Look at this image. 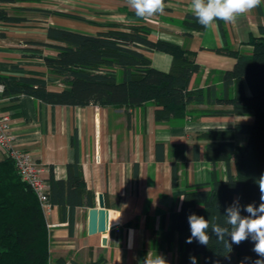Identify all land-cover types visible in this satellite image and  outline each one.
Wrapping results in <instances>:
<instances>
[{"label": "crops", "instance_id": "obj_1", "mask_svg": "<svg viewBox=\"0 0 264 264\" xmlns=\"http://www.w3.org/2000/svg\"><path fill=\"white\" fill-rule=\"evenodd\" d=\"M164 15L151 20L136 16L127 0H20L2 5L11 16L24 19L20 23L0 22V74L11 78L22 76L47 80L50 89L61 91L60 80L48 73L44 62L35 56L32 43L58 44L48 38L50 28L68 29L96 36L107 28L100 25L146 26L152 41H166L196 53L201 72L193 76L190 90L215 86L223 90L218 73L232 71L237 60L218 53L226 46L218 23L204 32L189 31L182 22L189 13L190 0H166ZM59 11L77 15V21L46 12ZM194 14V13H193ZM95 23V24H93ZM227 44L232 51L251 55L253 37H260L264 26V4L240 16L234 24L225 23ZM44 52V51H43ZM55 54L45 50V54ZM157 70L169 72L173 59L160 52L146 53ZM22 117L12 120V132L19 149L31 153L45 169L48 181L51 167L56 178L67 180L68 165L77 156L88 188L103 195L110 211L106 234H89V211L76 210V223L71 230L63 222L58 207L46 212L50 236V264H144L155 254L166 257L168 264H181L179 239L175 233L169 245L165 235L170 230L171 216L180 212L183 201L178 193L188 187L210 183L214 178L227 180L236 176L231 161L215 165L208 160L210 132L233 131L238 124H252L251 116H211L212 111H228L230 106L191 105L185 119L156 121V107L148 103L140 108L52 106L29 96L19 100ZM11 105L0 99V114ZM78 144V154L72 145ZM238 145H246L248 136L239 134ZM7 153L0 147V160ZM178 166V184L173 185V165ZM130 230L133 234L130 246ZM107 244L103 245V239Z\"/></svg>", "mask_w": 264, "mask_h": 264}, {"label": "trees", "instance_id": "obj_2", "mask_svg": "<svg viewBox=\"0 0 264 264\" xmlns=\"http://www.w3.org/2000/svg\"><path fill=\"white\" fill-rule=\"evenodd\" d=\"M20 0H0V22L20 23L24 19L11 16L2 5ZM166 2V0H165ZM86 21L80 16L59 11L46 12ZM226 46L218 53L237 60L232 71L218 73L223 79V90L218 94L216 87L190 90V83L201 67L196 62V53L183 47L158 40H151V30L146 26H120L114 23L100 25L107 28L96 36L86 35L68 29L50 28L48 38L58 44L32 43L41 49H32L36 58L43 60L48 73L60 80L61 91L50 89L47 80L22 76L11 78L0 74L4 90L0 99L7 98L11 105L4 109L12 119L22 117L19 100L29 96L47 105L86 107L95 105L110 108H140L148 103L156 107V121L168 122L185 119L191 105L209 104L230 106L228 111H212L211 116H251L252 124H238L233 131L210 132L204 138L209 140L208 160L214 165L231 161L236 166V176L229 174L227 180L216 178L210 183L188 187L178 193L184 196L180 212L171 216V226L165 241L171 243L175 233L179 239L181 264H190L189 257L195 256L197 264H229L223 245L212 236L208 246L196 241L189 244L188 216L197 214L211 224L227 227V209L239 198L240 205L260 203L257 181L264 174V26L259 27L260 37H253L251 55L232 51L227 44L225 22L217 20ZM95 24V23H93ZM182 27L189 31L204 32L193 13H189ZM45 50L55 54H45ZM44 51V52H43ZM165 53L172 57L169 72L152 66L146 53ZM248 136L246 145L235 142L237 135ZM72 145L78 154V144ZM48 180V206L58 207L63 222H69L73 230L78 208H95L96 194L84 179L82 165L76 161L68 165L67 180L56 178L51 167ZM178 166L173 165V185L178 184ZM242 215H247L242 212ZM211 235V228L209 229ZM230 242V237L228 238ZM254 242L249 238L239 245H232V251L245 264L259 259ZM50 236L46 211L34 191L24 183L9 158L0 160V264H50Z\"/></svg>", "mask_w": 264, "mask_h": 264}, {"label": "clouds", "instance_id": "obj_3", "mask_svg": "<svg viewBox=\"0 0 264 264\" xmlns=\"http://www.w3.org/2000/svg\"><path fill=\"white\" fill-rule=\"evenodd\" d=\"M128 5L135 11L137 17L144 20H151L157 15H164L167 4L165 0H127ZM264 4V0H190V9L194 13L198 23L205 29H214L217 27V20L228 24H234L240 16H243L252 10ZM260 192V203L240 205L239 198L233 206L227 209V217L222 227L219 224H211L203 216L195 213L190 214L187 218L190 226V237L186 243L196 241L202 246H208L212 236L216 237V242L223 245L227 253L232 252V245H239L251 238L254 242L253 252L259 259L252 261V264H264V174L258 181ZM184 200L183 197L180 198ZM246 213L247 215H242ZM211 228V235L209 229ZM132 230H130V246ZM230 237V242L229 238ZM190 264H197L195 256L189 257ZM251 260L246 257L245 261ZM144 264H168L165 256L155 254L146 259Z\"/></svg>", "mask_w": 264, "mask_h": 264}, {"label": "built area", "instance_id": "obj_4", "mask_svg": "<svg viewBox=\"0 0 264 264\" xmlns=\"http://www.w3.org/2000/svg\"><path fill=\"white\" fill-rule=\"evenodd\" d=\"M3 90L4 86L0 84V95ZM0 147L14 162L21 180L34 191L47 212L50 209L47 204L49 186L44 176L45 169L35 161L31 153L19 149L15 144L12 118L9 113L0 114Z\"/></svg>", "mask_w": 264, "mask_h": 264}, {"label": "water", "instance_id": "obj_5", "mask_svg": "<svg viewBox=\"0 0 264 264\" xmlns=\"http://www.w3.org/2000/svg\"><path fill=\"white\" fill-rule=\"evenodd\" d=\"M110 225V211L106 209L103 195H99L98 207L91 208L89 211V234H106L110 230L115 229ZM107 241L103 239V245Z\"/></svg>", "mask_w": 264, "mask_h": 264}, {"label": "rangeland", "instance_id": "obj_6", "mask_svg": "<svg viewBox=\"0 0 264 264\" xmlns=\"http://www.w3.org/2000/svg\"><path fill=\"white\" fill-rule=\"evenodd\" d=\"M13 120V119H12ZM226 261L229 263V264H241V260L238 258L236 252L232 251Z\"/></svg>", "mask_w": 264, "mask_h": 264}]
</instances>
